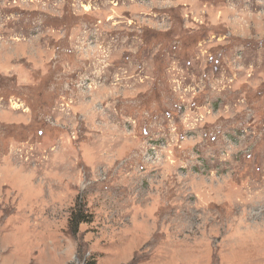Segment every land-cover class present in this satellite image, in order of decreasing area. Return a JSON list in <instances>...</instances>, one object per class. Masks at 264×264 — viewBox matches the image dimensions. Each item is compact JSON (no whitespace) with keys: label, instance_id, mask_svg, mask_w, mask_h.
I'll return each instance as SVG.
<instances>
[{"label":"rangeland","instance_id":"1","mask_svg":"<svg viewBox=\"0 0 264 264\" xmlns=\"http://www.w3.org/2000/svg\"><path fill=\"white\" fill-rule=\"evenodd\" d=\"M0 264H264V0H0Z\"/></svg>","mask_w":264,"mask_h":264},{"label":"trees","instance_id":"2","mask_svg":"<svg viewBox=\"0 0 264 264\" xmlns=\"http://www.w3.org/2000/svg\"><path fill=\"white\" fill-rule=\"evenodd\" d=\"M93 220V215L89 212L86 204L79 199L75 208L72 210L69 219V229L73 235H77L82 223H89Z\"/></svg>","mask_w":264,"mask_h":264}]
</instances>
